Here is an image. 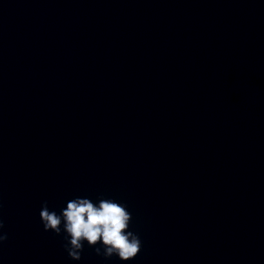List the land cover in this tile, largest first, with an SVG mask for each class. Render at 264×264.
I'll return each mask as SVG.
<instances>
[{
    "label": "clouds",
    "instance_id": "obj_1",
    "mask_svg": "<svg viewBox=\"0 0 264 264\" xmlns=\"http://www.w3.org/2000/svg\"><path fill=\"white\" fill-rule=\"evenodd\" d=\"M39 218L45 232L65 234L64 248L75 261L81 259L84 242L94 248L96 255L106 259L115 255L121 261L134 259L142 248L139 235L130 230L131 213L114 199L98 197L94 203L87 197H76L68 200L59 213L43 201ZM3 228L0 219V230ZM6 239L7 234H0V242Z\"/></svg>",
    "mask_w": 264,
    "mask_h": 264
}]
</instances>
